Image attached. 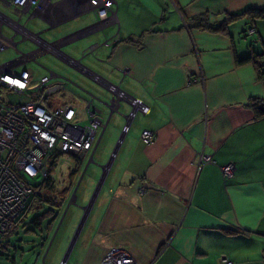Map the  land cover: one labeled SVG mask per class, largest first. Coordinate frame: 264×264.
Listing matches in <instances>:
<instances>
[{
  "label": "crops",
  "instance_id": "1",
  "mask_svg": "<svg viewBox=\"0 0 264 264\" xmlns=\"http://www.w3.org/2000/svg\"><path fill=\"white\" fill-rule=\"evenodd\" d=\"M0 4L14 14L0 5V36L16 49L14 35L37 55L49 52L107 91L116 84L148 106L125 131L127 112L119 108L123 102L129 109L126 99L101 118L97 144L117 112L105 141L114 154L95 165L101 175L93 198L51 241L42 264H106L101 257L110 247L129 253L132 264H227L222 256L264 264V113L249 105L252 97L264 100V75L246 58L264 50V17L243 15L214 30L187 24L200 13L218 23L264 0H115L102 20L87 0H41L23 12ZM85 51L97 57L83 64L70 55ZM48 74V81L66 79ZM143 128L153 131L147 143ZM201 154L211 160L200 161ZM226 162L233 163L230 176L221 170Z\"/></svg>",
  "mask_w": 264,
  "mask_h": 264
},
{
  "label": "built area",
  "instance_id": "2",
  "mask_svg": "<svg viewBox=\"0 0 264 264\" xmlns=\"http://www.w3.org/2000/svg\"><path fill=\"white\" fill-rule=\"evenodd\" d=\"M2 1L14 11L23 12L32 4L38 5L41 0ZM114 2L87 0V5L102 20L112 11ZM246 31L251 33L253 27H247ZM5 46L15 47L11 39L0 36V49ZM17 51L13 58L0 62V235L7 234L14 220L23 212L27 197L33 191V183L48 174L51 157L65 152L81 155L90 150L92 153L103 126L91 94L85 104V123L78 121L80 117L72 105H53L52 94L62 85L48 84L50 74L40 76L35 84H31L29 71L26 68L17 70L16 66L33 59L37 52ZM107 88L112 94L114 107L120 98L128 101L131 106L128 118H132L136 110H148L147 104L126 94L117 85L109 83ZM21 95L24 98L19 99ZM127 125L123 126V131ZM140 137L147 143L152 139L153 131L143 128ZM210 160L208 154L200 155V161ZM221 170L224 176H230L233 163L222 164ZM221 259L233 264L224 256ZM101 261L106 264H132L133 258L120 248L110 247L104 251Z\"/></svg>",
  "mask_w": 264,
  "mask_h": 264
},
{
  "label": "rangeland",
  "instance_id": "3",
  "mask_svg": "<svg viewBox=\"0 0 264 264\" xmlns=\"http://www.w3.org/2000/svg\"><path fill=\"white\" fill-rule=\"evenodd\" d=\"M1 6V9L4 8L8 14L14 15L9 11L8 7ZM11 33L8 27L3 24L2 34L10 36ZM13 40L17 42V50L20 52L25 53L33 49L32 43L26 39L20 40L19 36L14 35ZM17 50L13 46L1 48L0 62L16 56L18 54ZM70 55L75 59L79 58V62L83 64L87 61V55L97 57L91 51H87L83 56L81 54ZM21 68H26L29 71L31 84H35L40 76L48 74L49 70L59 72L63 77H66V79L50 78L48 84H55L56 81L58 83H65L64 88L54 92L51 98L55 102L63 100L72 105L76 112H78L77 115L80 117L78 121L80 123H85L87 120L83 107L86 100H89L90 94H94L97 97V99H93V104L101 109L99 113L100 118H105V114L109 110L107 101L111 96L110 92L97 82L80 75L72 66L64 63L55 55L49 52L38 54L33 59H29L16 66L17 70ZM129 109L121 102L119 108L120 113L123 111L128 112ZM116 113L113 112L110 120L107 122L93 152L92 159H88L90 150L81 156L75 153L65 152L58 157L52 171L54 185L51 188H43L41 190L44 196L52 195L54 197L53 202L41 200L37 207L30 208L27 211L22 221L16 222L10 228L9 233L0 236V264H42L41 258L51 241L54 242L57 236L62 235L67 228L70 229L73 226L77 216L80 215L77 212L78 208L87 204L93 198V193L100 179L101 169L98 171L94 168L95 165L101 168L102 164L107 161L110 151L113 149V146L109 148L105 141L109 130L114 124L113 117L116 116ZM72 169L75 170L70 173ZM91 175L94 176V180L90 182L94 183L93 187L91 190L88 187L84 188L87 190V192H84L83 187L87 185L86 181ZM62 188H65V194L64 196H59V190ZM86 194H88V197L83 203L80 196ZM73 195H75L74 199H71ZM35 214H41L39 227L31 221ZM49 222H52L51 226L46 230L45 227ZM77 223H75L74 228Z\"/></svg>",
  "mask_w": 264,
  "mask_h": 264
},
{
  "label": "trees",
  "instance_id": "4",
  "mask_svg": "<svg viewBox=\"0 0 264 264\" xmlns=\"http://www.w3.org/2000/svg\"><path fill=\"white\" fill-rule=\"evenodd\" d=\"M243 15H247L248 17H250L252 19L255 17H264V7L246 6L245 8H243L241 10L227 13L225 15V17L218 23L209 22L207 17H206V13H200V14H197V15L190 17L187 21V24L197 26L200 28L210 29V30L222 29L225 27V25L228 21L235 19L237 17L243 16ZM261 56H263L262 59H260ZM257 57H259V59ZM246 58L253 61L255 68H256V71H257V75H259L260 77H263V75H264V50L261 53L253 52L252 54H248L246 56ZM249 100H250L249 105H251L253 107V109L255 110V115L258 116V115L264 113V100L263 99L252 97ZM140 139H141V137H140ZM61 154L62 153H58V154H55L54 156L51 157V159L49 161V165H48V174L45 177L40 178L33 183V191L27 197L26 206H25L23 212L14 220L12 227L15 225L16 222L22 221L24 219V217L26 216L27 211L30 208L37 207L41 200L53 202L54 197L52 195L44 196L41 190L43 188H51L54 185V182H53L54 180L52 178L53 166L55 165L58 157ZM74 170L75 169L70 170V173L73 172ZM58 194H59V196H64L65 188H62L61 190H59ZM40 216H41V214L40 215L35 214V215H33L32 219H31V221H33L36 224V226H38V227L41 223V217ZM51 223L52 222H49L46 225V227H45L46 230H48L50 228ZM9 232H10V230H9Z\"/></svg>",
  "mask_w": 264,
  "mask_h": 264
},
{
  "label": "water",
  "instance_id": "5",
  "mask_svg": "<svg viewBox=\"0 0 264 264\" xmlns=\"http://www.w3.org/2000/svg\"><path fill=\"white\" fill-rule=\"evenodd\" d=\"M116 85V84H115ZM106 88H107V86H106ZM108 89V88H107ZM121 89V88H120ZM108 91L110 92V90L108 89ZM111 93V92H110ZM94 96V95H93ZM131 97H133L132 95H131ZM111 98H112V94H111V96H110V98H109V102L107 101V103H108V106H109V108H110V110H113V109H115L114 108V105H113V103L111 102ZM121 99V98H120ZM117 100V99H116ZM118 102H119V99L117 100V105H118ZM117 105H115V107H117ZM113 108V109H112ZM130 111V110H129ZM128 111V112H129ZM128 112L126 113V114H124V116H125V124L127 125L128 123H129V121H130V119L131 118H128L127 116H128ZM123 130V129H122ZM114 154V150L111 152V154H110V157L112 156ZM106 165L107 164H104L103 165V168H105L106 167ZM71 199H74V195H73V197H71ZM61 261H63V259L61 260Z\"/></svg>",
  "mask_w": 264,
  "mask_h": 264
}]
</instances>
